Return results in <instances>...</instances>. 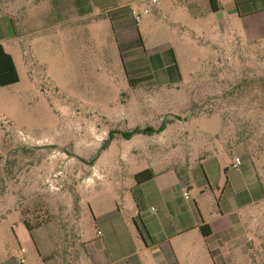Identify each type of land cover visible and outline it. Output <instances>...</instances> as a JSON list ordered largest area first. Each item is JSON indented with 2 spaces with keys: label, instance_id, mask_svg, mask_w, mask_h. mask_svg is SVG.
Wrapping results in <instances>:
<instances>
[{
  "label": "rangeland",
  "instance_id": "obj_1",
  "mask_svg": "<svg viewBox=\"0 0 264 264\" xmlns=\"http://www.w3.org/2000/svg\"><path fill=\"white\" fill-rule=\"evenodd\" d=\"M55 1L1 6L22 21L14 19L20 38L6 43L20 82L0 87V264H71L99 211L117 198L130 209L133 172L144 167L178 169L204 211L226 206L227 176L239 179L256 199L238 211L242 240L264 264V39L246 34L259 20L204 16L207 0H85L81 20L72 0L73 20L57 25ZM124 6L150 13L113 28ZM192 12L199 25H189ZM157 60L173 81L136 74ZM206 177L214 193L203 195ZM21 221L33 241L17 237Z\"/></svg>",
  "mask_w": 264,
  "mask_h": 264
},
{
  "label": "crops",
  "instance_id": "obj_2",
  "mask_svg": "<svg viewBox=\"0 0 264 264\" xmlns=\"http://www.w3.org/2000/svg\"><path fill=\"white\" fill-rule=\"evenodd\" d=\"M5 1L0 0V47L4 54L11 56L20 82L15 58L8 51L6 43L20 38L15 30L14 19L18 22L22 20L19 16L10 13L13 5L10 7L7 5V9H2V3ZM7 1L11 2V0ZM75 2L79 3L77 13L80 12L79 18L82 20L88 15L85 9L88 8L90 1ZM216 2L218 11L212 9L210 0L206 1L203 7L204 16L210 13L219 21H223L227 11L229 16H236L244 22L258 19L259 21L249 24L246 30L247 38L249 41L264 39V0H232L227 5L223 0H220V4L219 0ZM188 5L192 10L200 9V6L193 2L187 3ZM130 7L115 8L117 11L110 20L113 28L125 27L128 25L126 23L133 21ZM73 12L72 0L54 2V19L57 25L70 23L73 20ZM192 13L186 18L189 25H199L202 17L198 13ZM184 26L188 28L186 24ZM221 31L224 35L226 27ZM121 46L122 43L119 47ZM219 49L225 50L226 46H219ZM0 57L3 58L1 52ZM4 61L7 60L4 58ZM166 68L161 60H157L155 64L135 72L140 78L147 76L149 78L152 74H148V71H155L161 74L159 81L171 82L173 79L164 73ZM232 169L240 171V168ZM145 170H151L154 177L148 182L138 184L135 176ZM204 174L206 175V172ZM133 177L134 183L130 185L128 196L126 195L130 203L132 202L130 209L120 208L117 198L114 207L104 208L94 214V236H91L87 230H80L81 247L71 264H261L252 256L256 246L242 240L247 229L242 224L238 211L248 203H255L256 199H248L247 192L241 186L239 179L230 180L227 176L225 189L229 188L230 194L226 206L217 200L218 212H212L204 211L203 205L180 186L187 179L176 168L154 171L151 167H144L135 170ZM206 179L208 184L201 189L203 195L208 188L214 193L208 177ZM231 198H235L237 207L231 206L228 201ZM204 212H207V215ZM205 225L210 227L211 233L208 236H204L201 230ZM14 226L20 240H34L27 221H21ZM261 246L264 253V244Z\"/></svg>",
  "mask_w": 264,
  "mask_h": 264
},
{
  "label": "trees",
  "instance_id": "obj_3",
  "mask_svg": "<svg viewBox=\"0 0 264 264\" xmlns=\"http://www.w3.org/2000/svg\"><path fill=\"white\" fill-rule=\"evenodd\" d=\"M210 3L212 9L214 11H218L216 0H210ZM0 52L1 54H3V58L0 57V86L6 87L9 85L16 84L17 82H19V77L13 60L11 56L4 54L3 49L1 47H0ZM4 58L7 61H4ZM139 131L141 130H136L135 133ZM147 131H152V130H147ZM153 177L154 174L151 170H145L143 172L136 174L135 179L138 184H143L153 179ZM27 225L29 231L32 232V225L29 222H27ZM201 230L204 236H208L211 233L210 227L208 225L203 226Z\"/></svg>",
  "mask_w": 264,
  "mask_h": 264
},
{
  "label": "built area",
  "instance_id": "obj_4",
  "mask_svg": "<svg viewBox=\"0 0 264 264\" xmlns=\"http://www.w3.org/2000/svg\"><path fill=\"white\" fill-rule=\"evenodd\" d=\"M152 4L156 5L160 2V0H151ZM131 15L132 19L134 20L135 24L139 26L142 22L143 15H147L150 13L149 9H144V11L139 12L137 8L131 6ZM242 163L240 160H235L232 162V168L239 169ZM100 234V233H99ZM22 264V263H21Z\"/></svg>",
  "mask_w": 264,
  "mask_h": 264
}]
</instances>
